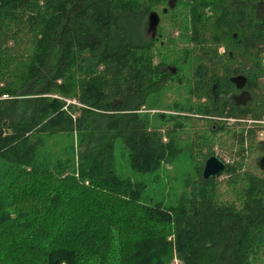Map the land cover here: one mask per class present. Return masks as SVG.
Listing matches in <instances>:
<instances>
[{
    "label": "trees",
    "instance_id": "16d2710c",
    "mask_svg": "<svg viewBox=\"0 0 264 264\" xmlns=\"http://www.w3.org/2000/svg\"><path fill=\"white\" fill-rule=\"evenodd\" d=\"M169 1L0 0V264H168L174 256L182 264H263L264 178L245 175L239 206L220 201L217 180L235 184L243 164L226 163L204 180L212 138L185 149L175 128L162 133L165 117L152 122L142 110L179 73L152 66L159 12L176 27L188 20L182 64L195 73L194 96L207 99L185 121L201 122L200 130L212 123L211 134L230 118L260 120L264 0H174L172 9ZM150 13L159 17L154 35ZM240 89L248 99L234 105L228 97ZM55 95L82 107L62 110ZM53 138L62 143L54 151ZM237 140L242 157L246 135ZM117 144L137 174L197 148L198 191L168 208L143 204L141 184L116 174Z\"/></svg>",
    "mask_w": 264,
    "mask_h": 264
},
{
    "label": "rangeland",
    "instance_id": "374dc122",
    "mask_svg": "<svg viewBox=\"0 0 264 264\" xmlns=\"http://www.w3.org/2000/svg\"><path fill=\"white\" fill-rule=\"evenodd\" d=\"M163 7H159L161 11ZM207 15L209 8H206ZM182 11V8L179 9ZM161 22L159 24L158 40L152 48V66L162 68L166 65H176L178 68V75L171 78L170 82L164 87L161 96L159 94L155 97H151L147 106L142 110L144 113L150 115V120L154 122L158 121L157 115L159 109L150 108L151 105L159 102L162 105V109L168 112L164 114L165 120L158 122V124L164 123L159 126L162 133L167 131H175L180 145L183 148L192 145L193 142L197 141V137L204 136L206 138H212V144L209 145L211 156H217L219 159L230 165H234L236 162H241L242 168L237 176L241 175L240 179L231 183L232 178L222 176L217 180V193L219 200L224 202H233L240 205L241 196L246 186L245 179L247 175L254 174L258 177L264 178V116L260 120L253 119L242 120V118H230L224 122L223 130L221 126L215 123L219 130L215 129V133L209 134V127L211 128L212 123H209L208 127L205 126L200 130L201 122L196 123L197 127L192 122L185 121V118L190 113L197 111L198 107L206 106V98L201 97L202 95L194 96L195 88H191V83L195 82L193 76L195 73L191 70L190 64H182L186 51L191 47V43L187 39H183L184 30H188V20L181 18L176 20L179 23L176 27L175 19L171 16H162L159 12ZM181 36L182 40H179ZM218 56L224 54V48L219 47ZM264 59V58H263ZM172 68V67H170ZM72 78V76L67 75ZM155 77V76H154ZM185 80L184 86L179 87L177 85V79ZM156 79H159L157 76ZM189 82V83H188ZM191 88V89H190ZM192 91V92H191ZM62 100L65 106L62 110H66L68 105H75L77 108H81L82 105L76 100V98L64 99L60 96H53V98ZM193 106H196L193 110ZM184 114L186 116H184ZM79 115V111L75 113V116ZM159 118V117H158ZM216 121V120H215ZM260 121V122H256ZM220 122V121H217ZM175 128V129H174ZM252 131L251 135L248 132ZM241 133L246 135V140L243 144L244 151L242 157L239 154L241 149L240 145L237 144V136ZM54 138L47 141V145L51 150H57L61 147L62 143L53 144ZM166 142V139H164ZM69 141H65L68 143ZM195 144V143H194ZM77 142H75L76 149ZM204 147V146H203ZM196 149L188 148L187 152H183L174 160L168 164H162L158 172L156 173H144L137 174L131 171L127 165V160L123 153V146L117 144L116 154L114 159V167L116 168V174L122 178H129L134 183H140L142 186V202L146 205H161V208H168L175 206L178 201L182 198L192 197L194 192H197L200 186L199 167L202 165L204 155L196 154ZM201 154H205L208 151L206 148H202V151L198 150ZM197 155V156H196ZM206 161V160H205ZM204 161V163H205ZM204 166V164L202 165ZM239 168V167H237ZM246 175V177H245ZM233 177V178H235ZM242 178V179H241ZM168 241H173L172 237L168 238ZM262 259L260 261L264 264V246ZM168 264H182L176 256Z\"/></svg>",
    "mask_w": 264,
    "mask_h": 264
},
{
    "label": "water",
    "instance_id": "95a60500",
    "mask_svg": "<svg viewBox=\"0 0 264 264\" xmlns=\"http://www.w3.org/2000/svg\"><path fill=\"white\" fill-rule=\"evenodd\" d=\"M175 5L174 0L168 2V6L172 9ZM165 11V10H164ZM159 23V17L156 13H150L148 17V28L147 34L154 35L156 32L157 25ZM242 81V84L238 87L241 88L244 85V79L242 77H236L233 82ZM225 169V162L219 159L217 156H210L206 159L203 169L202 178L204 180H209L211 178L218 177Z\"/></svg>",
    "mask_w": 264,
    "mask_h": 264
},
{
    "label": "flooded vegetation",
    "instance_id": "af4514ba",
    "mask_svg": "<svg viewBox=\"0 0 264 264\" xmlns=\"http://www.w3.org/2000/svg\"><path fill=\"white\" fill-rule=\"evenodd\" d=\"M166 68V66L163 68V69H165ZM163 71V70H162ZM172 73L173 74H175V72L174 71H172ZM233 82V81H232ZM178 83H180L179 81H178ZM234 83V82H233ZM235 85H236V87H239L241 84H242V81H236L235 83H234ZM242 88V87H241ZM241 91L239 92V93H237V94H233V95H230L229 97H228V99H229V101L230 102H232L234 105H242V104H244L245 102H246V100L248 99L247 98V94L244 92V91H242V89H240ZM162 113H164V114H168V112L167 111H165V110H160L159 111V114L161 115V116H163V117H165Z\"/></svg>",
    "mask_w": 264,
    "mask_h": 264
},
{
    "label": "built area",
    "instance_id": "2783aa9c",
    "mask_svg": "<svg viewBox=\"0 0 264 264\" xmlns=\"http://www.w3.org/2000/svg\"><path fill=\"white\" fill-rule=\"evenodd\" d=\"M264 79V78H263ZM256 122H260V121H256Z\"/></svg>",
    "mask_w": 264,
    "mask_h": 264
},
{
    "label": "bare ground",
    "instance_id": "6f19581e",
    "mask_svg": "<svg viewBox=\"0 0 264 264\" xmlns=\"http://www.w3.org/2000/svg\"><path fill=\"white\" fill-rule=\"evenodd\" d=\"M57 119V118H56ZM52 121V120H51ZM59 122V121H58Z\"/></svg>",
    "mask_w": 264,
    "mask_h": 264
}]
</instances>
